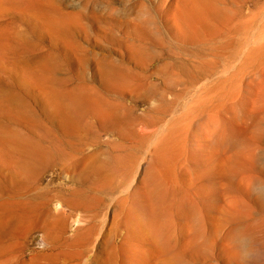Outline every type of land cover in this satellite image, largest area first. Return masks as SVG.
<instances>
[{
	"label": "bare ground",
	"instance_id": "6f19581e",
	"mask_svg": "<svg viewBox=\"0 0 264 264\" xmlns=\"http://www.w3.org/2000/svg\"><path fill=\"white\" fill-rule=\"evenodd\" d=\"M8 1L33 11L54 33L66 30L64 21L50 17L38 0ZM164 13L170 33L188 56L161 64L167 78L141 94L157 100L142 112L123 100L139 86V80L129 72L109 71L102 76L97 57L89 52L79 60L94 63L93 76H102L101 88L91 79L62 83L49 74L44 53L12 64L21 70V79L39 91L61 136L96 122L98 128H109L118 136L125 148L105 159L67 154L61 161L78 184L123 187L114 198L110 224L123 233L117 243L114 235L104 236L87 264H188L186 255L208 251L217 241L230 259L237 254L238 235L257 228L250 223L229 226L223 222L247 212L243 195L252 185L264 186V178L253 174L258 167L264 171V161L254 153L255 142L261 138H252L254 129H241L248 116L264 118V29L256 32L243 25L224 0H173ZM6 36L7 30L0 27V62ZM18 96L13 89L1 88L0 106ZM11 113L27 117L18 111ZM145 142L149 145L140 157ZM141 158L145 164L138 169ZM33 159L34 147L0 126L2 166L19 174L20 166ZM76 192L71 189L67 200L72 208L85 210L91 202ZM70 214L49 215L47 207H26L19 216L40 226L58 244L92 240L96 223L91 216L69 239L63 236L61 220ZM85 215L75 220L82 222ZM80 254L75 247H54L27 259L16 254L14 264H79ZM12 257L2 254L0 264Z\"/></svg>",
	"mask_w": 264,
	"mask_h": 264
},
{
	"label": "rangeland",
	"instance_id": "374dc122",
	"mask_svg": "<svg viewBox=\"0 0 264 264\" xmlns=\"http://www.w3.org/2000/svg\"><path fill=\"white\" fill-rule=\"evenodd\" d=\"M38 1L43 4V9L50 17L64 21L65 31L54 33L45 27L44 19L33 11L12 5L8 0L0 1V27L7 30V40H4L6 46L1 52L0 89L10 88L19 95L16 101L0 106V126L13 132L36 151V159L31 160L28 165H21L19 174L5 169L0 163V258L4 253H11L13 257L4 264H14L16 254L27 259L37 252L52 251L54 247H75L81 251L79 264H87L99 249L104 236L111 238L114 235L113 241L117 243L123 233L122 229L110 228L114 198L121 194L123 187H113L108 183L95 187L78 184L61 161L67 154L105 159L111 152H123L125 148L120 144L118 136L111 134L109 128H98L96 122L82 130L61 136L39 96V91L23 81L21 70L12 64L21 62L19 60H32L44 53L49 74L62 83L91 79L100 88L103 87L102 76L109 71L129 72L139 80V86L127 92L123 100L126 104H132L137 112H142L157 100L145 99L141 94L167 78L161 64L164 61H182L188 55L181 51V42L170 33L164 13L173 0ZM224 1L236 10L243 25H249L256 32L264 29L263 0ZM87 52L97 57L101 78L93 76L94 63L86 64L79 60ZM30 108L34 113H31ZM15 111L24 113L27 117L22 119L17 115L13 116L11 112ZM250 128L256 130L252 138H261L255 142L257 146L255 144V148L252 147L256 157L264 161V118L258 120L254 115L244 118L241 129ZM148 145L149 142H145L139 152L140 157L145 156ZM144 164L145 158H141L138 169ZM262 172L263 167L260 170L258 167V171L256 169L252 173L263 179ZM71 189L78 190V196L91 202L85 210L72 208L73 204L67 200ZM243 198L248 204L247 212L228 217L223 223L229 226L250 223L257 228L249 234L238 235L240 239L236 238L235 243L240 245L236 256L226 259L217 241L208 251L201 250L186 255L188 264H264V186L252 185ZM219 202L222 201L219 199ZM26 207L33 210L47 207L49 215L58 211H71L70 215L61 220L62 234L68 239L91 216L96 223L93 239L80 243L67 241L58 244L51 241L40 226L35 223L30 225L28 220L19 216ZM81 214L87 216H83L82 222H77L75 218ZM200 242L199 240L198 243Z\"/></svg>",
	"mask_w": 264,
	"mask_h": 264
}]
</instances>
